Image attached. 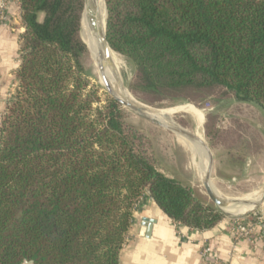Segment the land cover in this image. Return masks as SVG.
Instances as JSON below:
<instances>
[{
    "label": "trees",
    "instance_id": "trees-1",
    "mask_svg": "<svg viewBox=\"0 0 264 264\" xmlns=\"http://www.w3.org/2000/svg\"><path fill=\"white\" fill-rule=\"evenodd\" d=\"M19 2L17 83L0 120V264H121L144 190L177 222L217 224L224 214L161 171L147 135L91 86L85 0ZM106 3L107 38L141 100L233 96L264 109V0Z\"/></svg>",
    "mask_w": 264,
    "mask_h": 264
},
{
    "label": "rangeland",
    "instance_id": "rangeland-1",
    "mask_svg": "<svg viewBox=\"0 0 264 264\" xmlns=\"http://www.w3.org/2000/svg\"><path fill=\"white\" fill-rule=\"evenodd\" d=\"M104 1L107 11L105 23L107 33L108 8L106 0ZM113 51L115 50L113 49ZM117 53L123 63L121 69L122 79L127 89L139 101L156 108H167L181 101H186L183 103H189L200 111L203 118L204 140L211 147L215 155L213 184L221 196L235 198L251 191L259 192L264 189L263 108L255 102L239 100L233 96L224 99H217L212 96L206 97L201 100L200 105L184 97L175 98L171 103L163 106L148 103L141 100L131 89V83L135 74L134 66L129 63L124 54ZM83 63L91 86H98L99 92L103 96L104 92L111 94L100 78V73L95 70L94 60L89 48L85 52ZM122 108L125 119L141 129L151 140L152 152L157 167L184 184L192 186L195 189L197 199L201 203L218 210L215 203L207 195L204 182L199 177L198 169L195 166L197 160L200 158V144L192 145V151L190 152L178 141V136L175 133L148 121L123 105ZM208 113L211 115L209 120L207 117ZM173 121L192 131L196 129V122L188 113L180 112L175 114ZM207 126L209 134L206 132ZM194 154L196 157H193ZM205 159H208L207 152L205 153ZM253 212H263L264 214V201L247 213ZM223 214V217L231 216Z\"/></svg>",
    "mask_w": 264,
    "mask_h": 264
},
{
    "label": "crops",
    "instance_id": "crops-1",
    "mask_svg": "<svg viewBox=\"0 0 264 264\" xmlns=\"http://www.w3.org/2000/svg\"><path fill=\"white\" fill-rule=\"evenodd\" d=\"M7 18H0V120L16 86L20 64V2L11 0ZM229 217L213 227L197 229L173 220L144 190L133 207L131 225L120 252L121 264H201L204 248L210 258L228 264H264V241L235 239Z\"/></svg>",
    "mask_w": 264,
    "mask_h": 264
},
{
    "label": "bare ground",
    "instance_id": "bare-ground-1",
    "mask_svg": "<svg viewBox=\"0 0 264 264\" xmlns=\"http://www.w3.org/2000/svg\"><path fill=\"white\" fill-rule=\"evenodd\" d=\"M106 16H107V11H106L105 1L92 0L90 8L86 14L87 21L86 22L84 21V24H82L83 26L82 38L91 52V56L94 60L95 70L100 73L101 79L102 76L106 78L109 88L111 89V91H113V93H115L116 95L127 101L137 104L144 110L153 114V116L156 119H158L167 126L174 127L179 125L178 122L173 121V116L180 112L188 113L194 118L196 122V129L194 130V132L202 141L195 142L181 136L178 137V141L182 143L190 152L192 151V145L198 143L200 144L199 147L200 158L199 160H197L195 166L198 169L199 177L204 182L209 174L210 165H209V156L208 159H205V153L207 152V149L204 144L205 140H204V133L202 128L203 118L200 111L195 106L190 105L189 103H182L168 108H156V107H151L139 101L127 89L125 82L123 81L121 76L122 74L121 69L123 64L122 59L119 56V54L113 50H111L110 52L112 66H107L103 69L102 72L100 71L99 58L101 57L102 45H101V40L98 37V34L104 33L105 31ZM193 157H196V155L194 154ZM214 195L220 203L227 205L226 208L227 211L233 214H244L254 209L255 204L261 202L264 195V189L260 190L259 192L251 191L245 193L240 197L228 198L221 196L214 187Z\"/></svg>",
    "mask_w": 264,
    "mask_h": 264
},
{
    "label": "water",
    "instance_id": "water-1",
    "mask_svg": "<svg viewBox=\"0 0 264 264\" xmlns=\"http://www.w3.org/2000/svg\"><path fill=\"white\" fill-rule=\"evenodd\" d=\"M91 2H92V0H85L84 11H83V14H82V24L84 23V21L85 22L87 21L86 14H87V11L90 8ZM98 37L101 40V45H102L101 57L99 58V68H100V71L102 72L105 67L112 66V60H111V53L110 52L113 49H112V47H111V45L109 43V40L107 38L106 30L104 31V33L98 34ZM102 79H103V83L107 87L108 91L124 107L129 108L130 110L135 112L137 115L147 119L148 121H150V122H152V123H154V124H156L158 126H161V127L165 128V129H168L169 131L175 133L178 137L181 136V137L187 138V139L195 141V142L202 141L195 134L194 131H192V130H190L188 128H185V127L181 126L180 124L178 126H174V127L173 126L172 127L171 126H167V125L163 124L161 121H159L158 119H156L153 116V114H151L150 112L144 110L143 108H141L137 104L132 103L130 101H127V100L119 97L118 95L113 93V91H111V89L109 88V85L107 83V80H106V78L104 76H102ZM204 144H205L206 149H207V153H208V156H209V165H210L209 174H208L206 180L204 181V187H205V191H206L207 195L215 203L216 208L219 211H221V212H223V213H225L227 215H231V216L241 215V214H233V213L227 211L226 210L227 205L220 203L216 199V197L214 195V184H213V170H214V166H215V155H214L211 147L208 145V143L204 142ZM263 201H264V195H263V198H262L261 202L255 204V207L259 206L261 203H263ZM24 264H33V262L32 261H25Z\"/></svg>",
    "mask_w": 264,
    "mask_h": 264
},
{
    "label": "built area",
    "instance_id": "built-area-1",
    "mask_svg": "<svg viewBox=\"0 0 264 264\" xmlns=\"http://www.w3.org/2000/svg\"><path fill=\"white\" fill-rule=\"evenodd\" d=\"M11 0H0V18L6 19V9ZM229 230L235 239H250L253 243L256 240L264 241V214L263 212L245 213L230 216ZM203 259L201 264H228L222 259L210 258L209 249L202 251Z\"/></svg>",
    "mask_w": 264,
    "mask_h": 264
}]
</instances>
